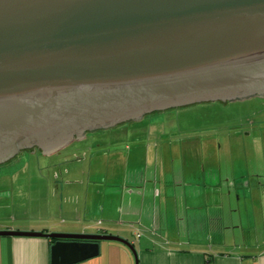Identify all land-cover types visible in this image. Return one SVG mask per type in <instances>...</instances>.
I'll list each match as a JSON object with an SVG mask.
<instances>
[{"label":"water","instance_id":"water-1","mask_svg":"<svg viewBox=\"0 0 264 264\" xmlns=\"http://www.w3.org/2000/svg\"><path fill=\"white\" fill-rule=\"evenodd\" d=\"M264 97V0H0V165L169 110ZM46 237L51 264L109 235Z\"/></svg>","mask_w":264,"mask_h":264},{"label":"crops","instance_id":"crops-1","mask_svg":"<svg viewBox=\"0 0 264 264\" xmlns=\"http://www.w3.org/2000/svg\"><path fill=\"white\" fill-rule=\"evenodd\" d=\"M140 123L144 125H130L133 132L129 134L146 129ZM153 126L162 124L149 123L147 128ZM159 130L172 142L163 144L161 156L160 146L155 144L150 154L155 158L153 168L145 160L144 170L143 166L133 170L137 166L127 152L125 158L117 160L119 153L132 146L142 150L145 145L138 139L122 149L117 139L104 141L91 135L77 142L81 147L69 155H61L64 149L42 155L47 164L55 166V177L50 179L53 184L50 182L35 199L39 204L32 207L28 202L19 206V211L13 208L18 212L11 218H0V231L109 235L127 241L135 251L104 241L99 243L96 257L76 264H264V205L260 203L257 209L259 236L256 219L242 222L227 198L239 189L244 196L248 194L243 188L248 183L242 186L244 172L235 166L240 160L197 156L192 144H187L188 137L182 140L186 149L173 154L177 129L168 134L166 128ZM178 146L182 151V143ZM79 148L83 159L75 153ZM148 150L149 146L143 158H148ZM111 162H122L119 168L123 170L110 169L116 166ZM167 162L168 171L163 169ZM242 162L248 163V158ZM176 163L177 169L170 167ZM179 163H188L187 168L178 167ZM250 176L255 188L264 189L263 171L254 170ZM254 187L252 191L264 197V190ZM252 210L256 212L255 206ZM53 243L46 237H0V264H51Z\"/></svg>","mask_w":264,"mask_h":264},{"label":"rangeland","instance_id":"rangeland-1","mask_svg":"<svg viewBox=\"0 0 264 264\" xmlns=\"http://www.w3.org/2000/svg\"><path fill=\"white\" fill-rule=\"evenodd\" d=\"M140 122L144 123V125L140 123V127L144 126L146 129L136 132L135 134H129L133 132L130 129V125L135 123H132L108 131H98L87 134L86 137L90 138L92 137L91 135H94L93 137H95V139L100 138L104 141H109L111 138H114L117 139L118 142H121L122 149H124L126 145H132L134 139H138L142 145H145L143 146L144 148L142 147V150L135 149L132 146L131 150H123V152L119 153L121 157L117 158V160L125 158V153L127 152L129 157L133 159L134 166H137L133 167L135 171L141 170V168L144 170L143 165L145 160L149 162L148 165L150 167L153 165L155 158L150 154L154 150L155 144L160 146L161 156L163 144L167 145V142H172L168 137L161 134L159 127L166 128L167 131H169L167 134L175 129H177V132L180 134V137L179 134H177L176 140L178 144L182 143V151L178 144H174L176 146H173V154L174 150H178L179 153L183 152L186 147L182 140L188 139L190 142L187 144H192L190 147L193 148V151L196 150L197 156L203 154L204 156L200 157H221L223 159L232 156L240 160V162L235 163V166H239L237 169L244 172L242 186L247 182L248 186L243 188L246 194L248 193L251 195L247 194L244 196L242 194L243 190L239 189L237 190L239 197L236 193L228 195L227 198L229 199L230 205L238 210V219L242 222H246L247 218H255L257 228H259L258 222L260 217L258 216L257 209L260 203L264 205V197L252 191L255 185L250 181L252 178L250 175L254 170H261L264 172V97L252 98L242 102L227 103L224 106L221 103H209L195 105L184 110H169L158 114H152ZM149 123H161L162 126L147 128ZM120 129H123V131ZM163 131H165V129H163ZM185 137L188 138L185 139ZM77 142L79 141H74L69 144L68 147L72 144H74V146L67 150L64 149L60 152L61 155H69L73 149L81 147V144ZM147 145L149 146L148 158H143L144 150L148 149ZM81 152L82 149L80 148L78 151H75L77 154H81ZM42 155L43 154L36 149L32 151H22L10 161L0 165V218H11L12 213H17L20 210L19 206L28 202L32 207L39 204L40 202H37L35 199L41 195L43 188L48 186L50 182L53 184L50 179L55 177V166L52 165L54 167L52 168L50 164H47L45 157ZM78 156H81V159L84 158L82 154ZM55 157L58 156L55 155ZM74 157H77V155H74ZM244 158H248V163L245 164L242 162ZM171 160L172 158H169V161ZM110 164L116 165L110 169L123 170L119 168V164H122V162H111ZM187 165L188 163H179L178 167L187 168ZM79 166H83V164H78L77 167ZM174 166L177 169V163L173 165L170 164V167ZM159 168L161 171L160 166ZM57 169L58 168H56V170ZM163 169L169 170L168 162L165 163ZM60 170L63 172L65 168L63 167ZM77 170L79 171L81 168H77ZM255 189L260 191L264 190L254 187V190ZM10 195L15 197L13 201L10 199ZM212 200H214V197H212ZM253 206H255L256 212L252 210ZM17 207L19 208L18 211H12L13 208ZM31 210L33 211L32 208ZM258 234L259 236L261 234L260 228ZM239 238L242 240L241 237Z\"/></svg>","mask_w":264,"mask_h":264},{"label":"flooded vegetation","instance_id":"flooded-vegetation-1","mask_svg":"<svg viewBox=\"0 0 264 264\" xmlns=\"http://www.w3.org/2000/svg\"><path fill=\"white\" fill-rule=\"evenodd\" d=\"M87 136V135H86ZM86 136L84 137V138H86ZM81 140H83V139H81ZM78 141H80V140H78ZM68 147V146H67ZM66 148V147H65ZM65 148H63V149H65ZM63 149H61V150H63ZM58 153V152H57Z\"/></svg>","mask_w":264,"mask_h":264},{"label":"trees","instance_id":"trees-1","mask_svg":"<svg viewBox=\"0 0 264 264\" xmlns=\"http://www.w3.org/2000/svg\"><path fill=\"white\" fill-rule=\"evenodd\" d=\"M54 242V241H53Z\"/></svg>","mask_w":264,"mask_h":264}]
</instances>
